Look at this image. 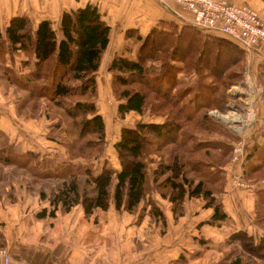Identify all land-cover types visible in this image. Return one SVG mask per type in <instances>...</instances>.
Returning a JSON list of instances; mask_svg holds the SVG:
<instances>
[{"label":"trees","instance_id":"1","mask_svg":"<svg viewBox=\"0 0 264 264\" xmlns=\"http://www.w3.org/2000/svg\"><path fill=\"white\" fill-rule=\"evenodd\" d=\"M126 35H137V30L128 29ZM137 37L142 39L137 57L117 53L109 66L119 114L124 117L131 110L143 114L151 106L148 93L134 86L141 83L171 100V120H137L132 126H123L115 143L121 167L117 169L105 161L97 170L93 163H75L74 159L98 158L107 142L105 118L96 99L97 71L110 42L111 25L98 5L88 2L64 10L60 30L49 18L40 20L34 28L27 15H13L4 29L0 25V77L28 90L30 96L35 93L48 96L68 117L64 119L65 125L61 120L51 125L53 134L67 147V158L55 163L52 158H39L32 150L21 152L3 140L0 166L16 163L29 168L35 177L61 178L63 182L49 195L54 205L50 214H55L58 206L68 211L78 203L89 216L98 209H109L112 203L118 209L134 212L149 190L155 188L172 201L175 212L181 210L187 196L203 197L207 205L214 207L213 217L225 219L228 215L213 193V186L224 177L222 167L233 145L228 139L236 134L212 116L210 110L222 106L223 97L217 94L219 84L224 82L228 67L244 60L241 57L244 51L223 35H205L191 23L180 26L174 20L162 19L146 36ZM8 44L15 51L34 56L30 71L19 75L6 65ZM227 44L240 55L221 61ZM162 58L159 67L148 63ZM195 66L204 74L187 84L179 73ZM207 75L215 78L214 84L205 80ZM44 78L50 84L39 86ZM197 131L207 136L198 137ZM212 134H220V138ZM164 136V140L158 139ZM166 143H171V147L167 149ZM164 152L171 153V157ZM159 157L161 161L150 181V161ZM243 165L246 178L264 174V145L253 148ZM82 174L89 177L87 181L92 185L84 183L82 187L79 179ZM4 176L0 167V180ZM40 194L47 195L45 190ZM262 198L264 201V193ZM151 210L165 219L155 203ZM46 211L43 209L41 215ZM142 214L140 211L139 217ZM259 217L264 219V213ZM232 239L239 240L250 255L264 259V238L257 242L246 231H237L231 235ZM1 241L4 238L0 231V246ZM234 264L243 263L237 258Z\"/></svg>","mask_w":264,"mask_h":264},{"label":"crops","instance_id":"2","mask_svg":"<svg viewBox=\"0 0 264 264\" xmlns=\"http://www.w3.org/2000/svg\"><path fill=\"white\" fill-rule=\"evenodd\" d=\"M247 1L264 18V0ZM88 2L97 4L111 25L110 42L97 71L96 104L107 127L108 118L102 105L109 103L103 101L111 100L109 95L116 99L112 88V72L109 69L114 55L123 53L136 58L142 42L137 35L146 36L162 19L174 20L180 26L189 22L171 7L173 4H164L160 0H0V25L4 29L13 15H33L31 18L34 28L40 20L49 18L57 21L60 30L63 11ZM128 29L137 30V35L127 36ZM201 31L205 35H213ZM245 52L249 53L250 58L243 60V63L246 67L253 68L249 72L252 83L253 79L255 81L251 86V93L245 97V104L249 106L241 111H232L230 116L218 113L215 109H211L210 113L235 132V138H229V141L233 144L239 138L244 140L250 153L253 148L264 145V96L260 94L264 87L256 82L263 78L260 74L262 67L264 68V41ZM15 56L20 59L19 66L10 62V58ZM150 62H155V59L148 63ZM176 63L182 64L181 61ZM6 65L22 75L33 67L34 56L27 55L24 51H15L8 44ZM102 66L108 69V75L101 76ZM188 73L187 75L185 71H181L179 75L184 74L195 81L199 77L198 72ZM8 82L10 85L5 83L9 88L14 89L17 85ZM253 85H258V90ZM0 87L2 89L4 86L0 84ZM6 91L8 90L3 92ZM15 92V97L9 102L7 93L1 95L0 91V146L4 140L21 152L32 150L38 153L41 159L52 158L55 163L65 159L67 147L51 131L55 120H49L48 117L23 120L19 115L23 102L19 101L20 94L17 90ZM252 100L254 101L251 103ZM115 105L116 114L123 120L111 155L101 154L92 159L78 157L74 159L75 163L88 164L94 161L96 167L97 161L102 158L98 161V169L105 161L117 169L121 167L115 143L121 137L122 127L134 124L133 121L128 123L124 120L119 114L118 102ZM131 112L136 111L131 110L126 115ZM25 121H30L33 125ZM49 144H60L63 151L50 154L47 152ZM230 156L231 153L222 167V181L213 186V193L228 215L225 219L214 218V207L207 205L203 197L187 196L181 210L175 212L172 201L155 188L149 190L134 212L118 209L112 203L109 209L95 211L98 218L94 217L95 213L87 217L83 205L78 203L69 211H63L58 206L55 214H50L54 205L48 196L42 197L36 191L31 193L23 186L8 183L0 189V231L6 236L10 249L12 258L9 264H234L237 258L243 264H264L263 258L250 255L239 240H231V235L237 231H246L257 242L264 238V219L259 217L264 208V177L255 181L257 185L254 188L234 185L232 175L226 170ZM1 180L0 184L3 183ZM149 180L152 181V178ZM151 202L164 212L165 219L151 210ZM45 208L46 213L41 215ZM140 211L143 214L139 218Z\"/></svg>","mask_w":264,"mask_h":264},{"label":"rangeland","instance_id":"3","mask_svg":"<svg viewBox=\"0 0 264 264\" xmlns=\"http://www.w3.org/2000/svg\"><path fill=\"white\" fill-rule=\"evenodd\" d=\"M49 6H52V4L49 3ZM30 10H32V9H30ZM30 10L28 12H30ZM32 12H34V10H32ZM27 16L30 17L31 22H32L33 20L31 17L33 15H27ZM52 21L54 22V26L58 29L57 21L56 20H52ZM33 22H32V24H33ZM225 38H227V37L225 36ZM238 46L240 49H242L244 51V53L241 57L244 58V60L246 58H250L249 53L245 52L246 49H244L240 45H238ZM239 55L240 54L237 51H234V49H232L231 45L227 44L224 47L223 55L220 59H221V61L232 60L234 58H237ZM162 60H163V58L162 59H155V62H153V64H155L159 67ZM10 62L12 64H15L16 66L20 65V59L18 56H15L12 59L10 58ZM150 63H152V62H150ZM104 66H105V64H104ZM104 66H102V68H101V70L103 69L101 76H104V74H106V75L109 74L108 69H105ZM252 69H253L252 67L251 68L246 67L245 64L243 63V60H241L240 62L238 61L237 63L231 65V67H228L226 69L224 82L219 84V89H218L219 91L217 92L218 96L222 95L223 104L220 108L218 107V108H213V109H215L218 113H221L225 116H230V113L232 111H236V110L241 111L242 108H247L249 106V104H245L246 103L245 97H247L248 94L251 93V88L253 89V87H251V86H252V84L255 83L254 79H253L254 83H252V78L250 75L251 72H249ZM193 71L198 72L199 76L204 74L196 66L194 68H192L191 70L185 71V72L187 74L188 72H193ZM181 77L184 79L185 82H187V84L193 83V81H195V79L194 80L191 78L188 79V77H186V75H184V74H181ZM260 77H263V78L261 80L257 79L256 82H259L260 87H264V75L260 74ZM198 79H199V77L198 78L196 77V80H198ZM214 79L215 78L210 76V75H207L205 78V80L207 82H209V83L211 82L210 84H212L214 82ZM8 81L5 79H0V84L4 86L2 89L0 87L1 95H4L5 93H7L6 97L9 98L8 101L10 102L13 100V97H15V95H16L15 90H17V93L20 94L19 101L23 102V104L20 108L21 112L19 113V115H21V118L23 120H24V118L29 119V118H40V117L46 118V117H48L49 120L54 119L55 122L57 120H61L63 125L66 124L64 119L68 118V117L64 113V109H62L61 107L57 106L52 101H50L48 96L41 97L37 93L30 96V93L28 90H24V89L18 87L17 85L14 87V89H13V87H10L13 89V90H10L9 86L6 85V83L9 84ZM42 84H48L49 85L50 81L47 78H44V79L40 80L39 86ZM135 84L136 85H134V86L140 87L148 93L149 102L151 103V106L149 108H147V111L143 114H139L136 112L128 113L127 115L124 116V120L128 121V123H130V122L132 123V121H133V124L137 120L158 121V122L171 120V114H170L171 113V100L164 97L161 93L155 92V91L149 89L147 86H145L141 83H135ZM253 86L255 87L256 90H258V85H253ZM5 89H7L8 91L3 92V91H5ZM109 90L110 89L108 88V92H109ZM260 94L262 96H264V91L261 90ZM27 95H29L30 97L28 98ZM189 96H191V95H189ZM25 97H27V98H25ZM109 98L111 100H107V99L103 100L104 102H109V103L102 105V109H103L104 113H106L107 118H108V121H107L108 141L106 142L105 145H103L102 151H100L103 155H105V154L111 155V153L114 149V142L116 141L117 135L119 133L120 122L123 120V119L121 120L119 118V116L116 114V108L117 107L115 104H117V102H119V101H117L114 98V96H111V95H109ZM100 100H102V99H100ZM253 101L254 100H252L251 103ZM103 106H105V107H103ZM31 116H33V117H31ZM225 120L226 119H224V121ZM25 122L27 124L33 125L30 121H25ZM195 133L198 137L201 136V137L205 138L207 136V133H201L199 131H197ZM166 136H164L163 138L162 137L158 138V139L164 140V138ZM168 136L171 137V133H169ZM213 136H215V137L217 136L218 138H220V134H214ZM223 137L226 138L227 136L225 135ZM150 138H151V136H150ZM238 140H241V139L239 138ZM238 140L235 143H233L232 150L230 152L231 153L230 160L227 162V167H226L227 169L226 170L229 171L231 175H232L233 171H235L239 166L238 163L235 164L232 160V157L234 154L233 149H234L235 145L237 144ZM244 143H245V141H244ZM165 145H166L167 149L171 147V143H166ZM61 148H62V146L60 144H56V145L49 144L47 152L50 154L55 153V152H62L63 149L61 150ZM56 149H59V150L56 151ZM245 149L247 150V155H246V159H247V156H248L250 150L247 147H245ZM218 150H217V152H218ZM164 154L168 158H169V155L171 157V153H169V152L168 153L164 152ZM67 156H68V154H67ZM67 156L65 158H67ZM153 159L154 160H152V161L149 160L150 161V164L148 167L149 179L153 177V172H154L156 166L161 161L160 157L159 158H153ZM246 159H245V161H246ZM101 160H102V158L99 159L98 161L100 162ZM98 161H97V166H96L97 169H98V167H100V163ZM93 164L95 165L94 161H93ZM0 167L3 169V172L5 174V178H3V180H1V181H3V183L0 184V189H2V187H5L8 183H10V184H16L18 186H23L31 193H34L35 191L37 193H40L41 190H45V192L47 194L46 196L49 197V195L54 190L57 189V187L60 185V183L63 182V180L61 178H52V177L38 178V177H35L31 173L29 168H27L25 166H19V164H16V163H14V164L9 163V164H4V165L1 164ZM244 177H245V175H244ZM263 177H264V174H258L257 173L253 177H250V178L245 177V178L247 180L255 182L257 180L262 179ZM88 178L89 177L87 175H83V174L79 176V179L81 180V183L83 184L82 187L85 186L84 183H88L89 185H92V183L87 181ZM262 212L264 213V208L262 209ZM94 213H95L94 217L98 218L97 213L96 212H94ZM93 214H91L90 216L87 214L86 215H87V217H91ZM140 217H142V216H140ZM1 233H2V231H1ZM2 235H3L4 241H1L2 242L1 246H6L9 249L6 236L3 233H2ZM262 262H264V261H262Z\"/></svg>","mask_w":264,"mask_h":264},{"label":"built area","instance_id":"4","mask_svg":"<svg viewBox=\"0 0 264 264\" xmlns=\"http://www.w3.org/2000/svg\"><path fill=\"white\" fill-rule=\"evenodd\" d=\"M160 1L173 4L171 7L197 28L226 36L246 50L264 41V18L247 0ZM175 5L176 7H173ZM245 147L244 140L241 139L233 149L232 160L239 166L233 171L231 181L239 187L254 188L257 183L244 177L243 164L247 155ZM11 258L10 250L6 246H0V264H9Z\"/></svg>","mask_w":264,"mask_h":264}]
</instances>
